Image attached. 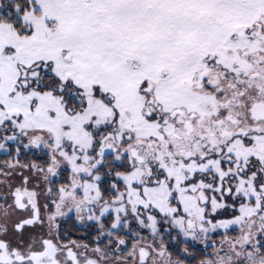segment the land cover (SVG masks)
Masks as SVG:
<instances>
[{
  "label": "snow or ice",
  "instance_id": "snow-or-ice-1",
  "mask_svg": "<svg viewBox=\"0 0 264 264\" xmlns=\"http://www.w3.org/2000/svg\"><path fill=\"white\" fill-rule=\"evenodd\" d=\"M0 264H264V0H0Z\"/></svg>",
  "mask_w": 264,
  "mask_h": 264
}]
</instances>
